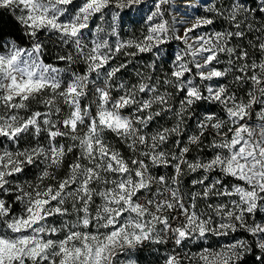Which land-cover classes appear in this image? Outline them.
<instances>
[{
    "label": "snow or ice",
    "instance_id": "snow-or-ice-1",
    "mask_svg": "<svg viewBox=\"0 0 264 264\" xmlns=\"http://www.w3.org/2000/svg\"><path fill=\"white\" fill-rule=\"evenodd\" d=\"M3 12L0 264H264V0Z\"/></svg>",
    "mask_w": 264,
    "mask_h": 264
},
{
    "label": "rangeland",
    "instance_id": "rangeland-1",
    "mask_svg": "<svg viewBox=\"0 0 264 264\" xmlns=\"http://www.w3.org/2000/svg\"><path fill=\"white\" fill-rule=\"evenodd\" d=\"M201 11H203V7H201ZM139 28V24L137 23H129L128 19H125V22L122 27V37L124 39L130 38L133 31ZM53 53L50 51L49 55H52ZM48 60V57L45 58ZM50 62V61H49ZM71 157H69L70 159ZM187 183V181H186ZM193 251L196 250L195 247L192 248ZM159 253H157L154 249L149 248L148 251H143L142 253H136L134 255V258H136L139 262V264H160L159 261Z\"/></svg>",
    "mask_w": 264,
    "mask_h": 264
},
{
    "label": "trees",
    "instance_id": "trees-1",
    "mask_svg": "<svg viewBox=\"0 0 264 264\" xmlns=\"http://www.w3.org/2000/svg\"><path fill=\"white\" fill-rule=\"evenodd\" d=\"M3 20V32L0 34V38L2 39H9L15 38L22 44L27 43V38L22 35L20 26L16 23L15 18L8 12L0 13ZM49 49L54 48V45H48ZM193 126L195 121L190 122ZM149 248L146 250H142L138 253H142L143 251H148Z\"/></svg>",
    "mask_w": 264,
    "mask_h": 264
},
{
    "label": "built area",
    "instance_id": "built-area-1",
    "mask_svg": "<svg viewBox=\"0 0 264 264\" xmlns=\"http://www.w3.org/2000/svg\"><path fill=\"white\" fill-rule=\"evenodd\" d=\"M147 248L143 249V250H146Z\"/></svg>",
    "mask_w": 264,
    "mask_h": 264
},
{
    "label": "bare ground",
    "instance_id": "bare-ground-1",
    "mask_svg": "<svg viewBox=\"0 0 264 264\" xmlns=\"http://www.w3.org/2000/svg\"><path fill=\"white\" fill-rule=\"evenodd\" d=\"M197 3H198V0H197Z\"/></svg>",
    "mask_w": 264,
    "mask_h": 264
}]
</instances>
